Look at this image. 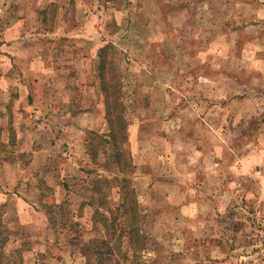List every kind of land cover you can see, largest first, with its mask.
Instances as JSON below:
<instances>
[{
    "label": "rangeland",
    "instance_id": "rangeland-1",
    "mask_svg": "<svg viewBox=\"0 0 264 264\" xmlns=\"http://www.w3.org/2000/svg\"><path fill=\"white\" fill-rule=\"evenodd\" d=\"M0 32L44 60L0 44V264H264V0H0ZM108 43L128 117L112 154Z\"/></svg>",
    "mask_w": 264,
    "mask_h": 264
},
{
    "label": "trees",
    "instance_id": "trees-1",
    "mask_svg": "<svg viewBox=\"0 0 264 264\" xmlns=\"http://www.w3.org/2000/svg\"><path fill=\"white\" fill-rule=\"evenodd\" d=\"M114 45L108 43L101 49V60L102 65L100 67V79L102 81V96H103V104H104V121L106 126V133L104 136L106 137L104 141L107 145H109L111 154L118 150L117 144L119 141H124L128 134V117L127 106L124 103V97H122V87L123 84L118 77L117 72L114 69H111L112 59L114 54ZM110 52H113L110 54ZM70 154H66L65 158L69 160ZM65 159V160H66ZM82 169V168H81ZM63 172V171H62ZM66 177V176H65ZM64 177V178H65ZM67 180H65V183ZM85 182V180H84ZM88 182V181H86ZM85 182V183H86ZM64 183V187H67ZM122 198H124V193ZM88 204V203H87ZM128 237L131 241V245L133 248H140V244L142 241L139 239L140 229H132L128 231ZM138 236V239L136 238ZM143 244L141 245V247Z\"/></svg>",
    "mask_w": 264,
    "mask_h": 264
},
{
    "label": "crops",
    "instance_id": "crops-1",
    "mask_svg": "<svg viewBox=\"0 0 264 264\" xmlns=\"http://www.w3.org/2000/svg\"><path fill=\"white\" fill-rule=\"evenodd\" d=\"M27 38H29L28 34L22 35V33L19 32L17 35L13 34L12 37H9V39H7V38L2 37V33L0 32V44H2L3 42H5L7 44L11 42V46H10V48L8 47L9 48L8 50L10 52L11 61L15 64V66L16 67H20V69H21V67H25V70L27 69V67H30V69L33 67V70H35V63L41 62V65H43V63H44V60H42V57H40L38 59V57H37L38 52L35 53V56H32V54H30V53L29 54L26 53V57H27L28 60L25 59L26 62H23V61L19 60V57L22 55L21 51H20L21 48L17 49V47L15 46L16 44H21V42L25 41ZM55 40L58 41V38L56 37ZM53 42L56 43L55 41H53ZM74 47H73L72 51L75 50ZM103 47H105V45H103L101 47V49ZM22 48H25V46L23 45ZM77 48H78V50H80L79 47H77ZM101 49H100L99 54L101 53ZM39 50H40V48L38 47L37 51H39ZM68 57H69L68 61H64L65 58L63 56L58 57V59L56 58V65L53 64L52 67H72V66H75L74 63L82 62L81 54H77L75 57L72 56V59H71V56H68ZM40 60H42V61H40ZM53 61H54V59L52 58V63H53ZM43 69L46 71V67H43ZM48 76H50V75H48ZM30 77H31V75H30ZM25 78L27 79V77H25ZM30 79H32V82H31L32 84L36 83V82H40L41 85L44 86V87L43 86L42 87L44 89H47V91H45V92H48V93L50 92V94H52V90H54L55 88H59L61 86L60 84H58L57 87H55L56 83L54 84V86L48 84V83H52L53 82V81H51L52 78L48 79V77L46 75H44V74H39L38 76H35L34 78L31 77ZM101 96H102V91H101ZM99 102H101L103 104V97H102L101 100H99ZM83 104H85V103L84 102L80 103V106H81L80 108H83L82 107ZM93 104H94V102L91 103V105H93ZM44 107H46V106H44ZM103 108H104V104H103ZM62 109L63 110L57 109L56 112L50 111L49 109H46L47 111L46 110L44 111L43 115H45V116H43V117L54 116V115H52V113H54L57 116L59 115L61 118H62L63 115H68L69 116V114H73V115L77 114L76 113L77 110L74 109V108H73L72 111H68L67 108H65V107L62 108Z\"/></svg>",
    "mask_w": 264,
    "mask_h": 264
}]
</instances>
